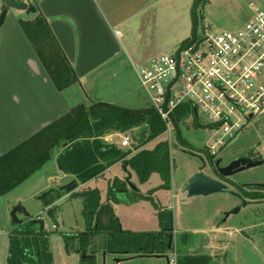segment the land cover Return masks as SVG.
I'll use <instances>...</instances> for the list:
<instances>
[{
    "label": "crops",
    "instance_id": "0c3cea01",
    "mask_svg": "<svg viewBox=\"0 0 264 264\" xmlns=\"http://www.w3.org/2000/svg\"><path fill=\"white\" fill-rule=\"evenodd\" d=\"M4 1L0 0V15ZM21 1L36 7V13L10 8L0 28V158L80 104L106 102L145 109L144 105L139 107L140 96L129 86L131 79L139 81L137 68L179 48L194 30L195 0ZM36 19L42 20L49 32L51 50L46 57L21 26L22 21ZM54 52L61 54L74 81L64 76L62 79L57 68L50 69ZM62 80L69 83L62 86ZM115 82L119 84L116 93L113 87H105ZM119 136L110 135L106 140L123 151L134 149L133 140L128 148H123L122 142L116 143ZM153 143L145 148L152 149ZM53 159L57 161V157ZM117 165L122 163L100 177ZM124 170L126 181L132 170ZM59 172L61 179L70 177L72 184L76 181L60 169ZM90 182L79 183L74 192L85 189ZM10 194L0 196V228L10 221V211L20 203ZM108 216L103 217L102 224L110 222ZM200 232L201 229L192 231Z\"/></svg>",
    "mask_w": 264,
    "mask_h": 264
},
{
    "label": "trees",
    "instance_id": "16d2710c",
    "mask_svg": "<svg viewBox=\"0 0 264 264\" xmlns=\"http://www.w3.org/2000/svg\"><path fill=\"white\" fill-rule=\"evenodd\" d=\"M203 1H194L193 34L182 45H186L197 36L200 6ZM21 26L39 50L38 52L43 56L49 54L51 40L42 20L22 21ZM51 58L50 69L55 67L60 70L62 79L64 76V79L74 81V75L66 66L61 54L54 52ZM68 83L62 80V86ZM192 114L193 109L187 105L179 108L171 117L178 142L183 147H189V144L182 139L180 125ZM167 131V123L153 107L128 109L106 102L80 104L0 158V196L11 193L55 157H57L60 171L75 177L76 181L69 188L52 191L46 196L45 205L50 208V216H53L54 204L64 195L73 193L79 183L86 184L102 176L118 163H122L126 170L131 169L142 182H146L157 173L164 181L163 188H168L172 177V146L167 141H162L153 149L145 148L148 144L158 141ZM112 134L131 135L136 146L134 149L123 151L107 142V137ZM134 150L137 151L136 154H133ZM211 158L214 157L211 156ZM129 179L117 181L110 188L109 194L118 192L140 196L137 189L133 191L128 189ZM73 195L83 199L84 214L90 221L87 232L77 236H64L68 250L71 245L70 239H79V248L75 252L81 256L80 264H98V256L103 257L104 252L113 259L122 260L166 253V246L158 241L165 238L164 229L174 222L171 210L157 206L161 229L159 232L132 233L121 228L110 205L101 204L99 191ZM105 213L110 214L107 227L102 224ZM25 222L23 220L20 225H17L16 231L10 236L8 264H53V253L49 245L50 234L45 231L42 221L38 219ZM95 239L99 243H95ZM177 264L214 263L207 255H197L179 257Z\"/></svg>",
    "mask_w": 264,
    "mask_h": 264
},
{
    "label": "rangeland",
    "instance_id": "374dc122",
    "mask_svg": "<svg viewBox=\"0 0 264 264\" xmlns=\"http://www.w3.org/2000/svg\"><path fill=\"white\" fill-rule=\"evenodd\" d=\"M256 1L204 0L200 6L201 13H199L197 35H201L205 31L219 34L241 30L253 17L252 7ZM177 49L171 53L177 51ZM130 83L132 85L129 86L134 87L135 94L140 96L139 107L144 105V108H151V100L142 89L139 81L131 79ZM108 85L113 87L112 92L116 93V87L119 84L116 82L110 83L105 87H108ZM209 125L208 119L202 112L198 114L197 120L191 115L180 125L182 139L196 150L206 151V147L210 142L209 132L206 128ZM260 134L264 135V116L258 120L251 121L250 125L237 139L253 140L259 138ZM122 137V135L117 137L115 139L116 143L121 144ZM162 141H167L172 146V177L168 188H163L164 181L157 173L153 174L146 182H142L136 173L130 171V184L137 188L140 196L136 197L134 194L129 195L118 192L109 194L110 188L117 181H123L126 178L122 165H117L105 176L90 182L85 189L74 192L75 189L73 194L80 195L88 191H99L102 204L110 205L123 230L132 233H157L160 230L157 206L166 207L173 212L176 232L183 234L201 229L202 232L200 233L205 236L206 253L212 256L213 259H218V261L216 260L218 264H223L222 257L229 252L232 243L227 234L216 233L215 226L219 222H264V208L255 210L252 207H248L242 210L240 214L231 215L230 218H227L226 215L233 212L239 203V200L230 194V186H228L226 192L221 194L188 198L183 189L193 176L200 173L202 161L182 151L185 147L179 144L172 122L170 131L168 130L164 136L150 147L153 149ZM199 154L203 155L201 152ZM236 156L237 152H232L227 147L215 158H222V166L228 164ZM214 166L209 163L203 173L216 179L211 169ZM246 177L248 178L249 176L245 175L242 178ZM72 182L70 177L61 179L58 162L53 159L47 162L32 177L17 186L9 195L10 198L20 199L18 205H22L25 209V212H21L18 215L21 221L30 222L38 219L42 221L45 231L50 234L49 245L53 253V264H80L81 256L75 252L79 248V239H70L71 245L70 250H68L64 236H77L88 231L90 221L84 214L85 205L81 197L73 194L64 195L54 204L53 216L49 215L50 208L45 205L46 197L43 198V196H47L52 191L67 189L72 185ZM127 186L130 191H133L130 185ZM11 211L9 213L10 221L0 228V264H8L10 236L14 234L17 228V224L11 217ZM108 215V213H105L103 217L105 218ZM107 224L109 222H106L103 226ZM54 226H57V228L54 229ZM216 235L218 239L222 237L224 240L221 242L216 240ZM96 242L99 243L97 239H95ZM219 247L222 250H218ZM240 248L241 245L239 250ZM247 256L249 255H243L241 259L235 257L227 262L229 264H264L263 256L255 259ZM171 259L173 260V257ZM97 260L98 264H103L102 256H98ZM115 260L108 256L107 264H116ZM119 264H168V262L165 259L136 258Z\"/></svg>",
    "mask_w": 264,
    "mask_h": 264
},
{
    "label": "built area",
    "instance_id": "2783aa9c",
    "mask_svg": "<svg viewBox=\"0 0 264 264\" xmlns=\"http://www.w3.org/2000/svg\"><path fill=\"white\" fill-rule=\"evenodd\" d=\"M252 12L239 31H205L137 68L142 89L169 131L172 115L183 106L193 109L196 120L200 112L205 115L206 149L214 158L264 116V0H257ZM131 142L127 135L121 145Z\"/></svg>",
    "mask_w": 264,
    "mask_h": 264
},
{
    "label": "flooded vegetation",
    "instance_id": "af4514ba",
    "mask_svg": "<svg viewBox=\"0 0 264 264\" xmlns=\"http://www.w3.org/2000/svg\"><path fill=\"white\" fill-rule=\"evenodd\" d=\"M263 146L264 135L261 134L259 138L253 140L236 139L228 148H230L232 152H237V156L228 164L221 166L232 165L230 170L231 175L229 177L222 176L219 172V168L216 166L217 162L222 158H211V155L207 150L198 151L190 145L189 147H185L182 151H187L186 154L190 152L196 154L201 152L203 154H200V156L204 159L206 166L203 168L202 164L200 170L202 173L207 169L209 163H211L212 166L215 164L211 169L213 170L216 179L227 183L228 186L231 187L230 194L239 200L238 207L235 209L238 212L237 214H232L238 215L242 210L248 207H252L255 210L264 208ZM245 175H248L249 177L242 178ZM164 231L165 238L158 242L166 246V253L162 255L152 254L139 259H165L168 264H177L179 257L197 256L192 255L191 251L200 247L202 237L204 249L198 255H207L212 258V256L208 255L205 251V236L201 233L193 234L191 232L178 234L175 230V222L170 226L168 225ZM215 232L224 233V235L227 234L229 239H231L232 245L230 250L222 257L223 264H229L227 261L235 257L241 259V256L243 255H249L247 257L252 259L262 258L261 256L264 257V222H219L215 226ZM215 239L220 242L224 240L222 237L218 239V236ZM240 245L241 248L239 250ZM183 248L190 251H185ZM218 250H222V248L219 247ZM171 257H173V260ZM212 260L214 264L217 263L216 260L218 261V259L215 260L213 258Z\"/></svg>",
    "mask_w": 264,
    "mask_h": 264
},
{
    "label": "water",
    "instance_id": "95a60500",
    "mask_svg": "<svg viewBox=\"0 0 264 264\" xmlns=\"http://www.w3.org/2000/svg\"><path fill=\"white\" fill-rule=\"evenodd\" d=\"M16 9L19 11H27L28 13H36L37 9L34 6H30L27 2L21 1V0H5L4 1V8L2 10V13L0 15V28L4 25V22L6 20V16L8 13L9 9ZM185 153H187V151H184ZM190 156H197V158H199L202 161L203 164V168H205L206 164L204 159L202 158V156H200V154H196L194 152H190L188 153ZM222 164V160H219L216 164L217 168H219V172L222 176L224 177H229L231 175L230 170H231V164L225 167H221ZM238 164V163H237ZM130 182V180H128ZM130 188L132 190H136L137 188L132 185L129 184ZM228 190V185L227 183L221 181V180H217V179H213L211 177L206 176L204 173H198L195 176H193L189 181L187 186L183 189V192L185 194H187L188 198H193V197H209L212 195H216V194H221L224 193ZM45 196H43V198H45ZM21 212H25V209L23 208L22 205H18L15 208H13L12 212H11V217L13 218L14 222L17 225H20L22 223V221L18 218V215ZM237 210H235L232 213H228L226 215L227 218H229L232 214H237ZM185 251H190L186 248H183ZM204 247H203V237L201 238V245L198 249L191 251L192 255H198L203 251ZM107 257L108 254L107 252L103 253V264H107ZM124 261H129V259H116L114 262L116 264H119L121 262Z\"/></svg>",
    "mask_w": 264,
    "mask_h": 264
}]
</instances>
